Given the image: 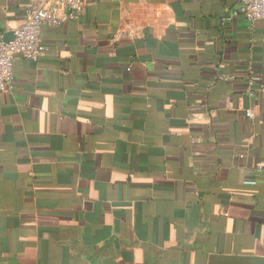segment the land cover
<instances>
[{
    "label": "crops",
    "instance_id": "crops-1",
    "mask_svg": "<svg viewBox=\"0 0 264 264\" xmlns=\"http://www.w3.org/2000/svg\"><path fill=\"white\" fill-rule=\"evenodd\" d=\"M240 3L84 0L14 57L0 264H264V20ZM28 5L0 0L2 38Z\"/></svg>",
    "mask_w": 264,
    "mask_h": 264
},
{
    "label": "built area",
    "instance_id": "built-area-1",
    "mask_svg": "<svg viewBox=\"0 0 264 264\" xmlns=\"http://www.w3.org/2000/svg\"><path fill=\"white\" fill-rule=\"evenodd\" d=\"M84 0H29L25 9L22 24L14 31L13 40L4 42L0 36V93L13 90L15 76L13 59L20 56L35 62L43 54L45 46L42 43L41 30L43 27H56L61 23L76 20L82 14ZM244 19L249 24L264 20V0H241L240 5L229 13L228 20ZM249 83L246 93L251 92L253 84L259 83L260 78L249 70ZM215 80L229 81V77L216 75ZM251 116V114L249 113ZM264 171L263 166L257 167Z\"/></svg>",
    "mask_w": 264,
    "mask_h": 264
},
{
    "label": "water",
    "instance_id": "water-1",
    "mask_svg": "<svg viewBox=\"0 0 264 264\" xmlns=\"http://www.w3.org/2000/svg\"><path fill=\"white\" fill-rule=\"evenodd\" d=\"M11 40H13V35H11V34H5L3 36V41L4 42H10Z\"/></svg>",
    "mask_w": 264,
    "mask_h": 264
},
{
    "label": "trees",
    "instance_id": "trees-1",
    "mask_svg": "<svg viewBox=\"0 0 264 264\" xmlns=\"http://www.w3.org/2000/svg\"><path fill=\"white\" fill-rule=\"evenodd\" d=\"M216 73H217L218 75H220L219 71H217ZM248 77H249L248 74H246V75L244 76V79L242 80L244 85H248V83H249V78H248Z\"/></svg>",
    "mask_w": 264,
    "mask_h": 264
}]
</instances>
